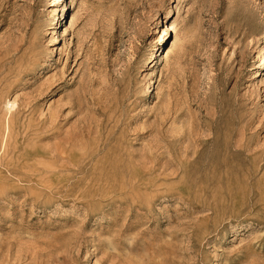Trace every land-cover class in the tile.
I'll list each match as a JSON object with an SVG mask.
<instances>
[{
	"label": "rangeland",
	"instance_id": "1",
	"mask_svg": "<svg viewBox=\"0 0 264 264\" xmlns=\"http://www.w3.org/2000/svg\"><path fill=\"white\" fill-rule=\"evenodd\" d=\"M0 264H264V0H0Z\"/></svg>",
	"mask_w": 264,
	"mask_h": 264
},
{
	"label": "bare ground",
	"instance_id": "2",
	"mask_svg": "<svg viewBox=\"0 0 264 264\" xmlns=\"http://www.w3.org/2000/svg\"><path fill=\"white\" fill-rule=\"evenodd\" d=\"M74 20V19H73ZM72 19H71V21H70V23L73 21ZM72 25V24H71ZM173 27H172V24L170 25V27L168 26V25H166V27H165V29H164V32H162L163 33V36L164 35H166L168 32V30H171ZM56 40V38H55V36H54V38H53V41H55ZM168 55V51L166 52V54H165V56H167ZM257 74V73H256Z\"/></svg>",
	"mask_w": 264,
	"mask_h": 264
}]
</instances>
